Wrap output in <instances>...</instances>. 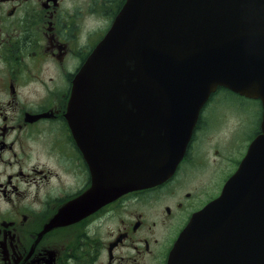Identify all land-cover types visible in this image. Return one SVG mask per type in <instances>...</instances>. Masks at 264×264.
I'll use <instances>...</instances> for the list:
<instances>
[{
  "label": "flooded vegetation",
  "instance_id": "1",
  "mask_svg": "<svg viewBox=\"0 0 264 264\" xmlns=\"http://www.w3.org/2000/svg\"><path fill=\"white\" fill-rule=\"evenodd\" d=\"M124 1L0 0V264H167L261 133V117L216 115L223 100H211L166 182L111 202L95 197L65 113L76 73ZM232 147L236 157L222 166ZM212 161L207 180L198 171ZM59 217L70 221L53 225Z\"/></svg>",
  "mask_w": 264,
  "mask_h": 264
},
{
  "label": "water",
  "instance_id": "2",
  "mask_svg": "<svg viewBox=\"0 0 264 264\" xmlns=\"http://www.w3.org/2000/svg\"><path fill=\"white\" fill-rule=\"evenodd\" d=\"M218 86L260 99L264 118V0H127L77 76L67 113L73 127L77 115L121 118L105 144L89 139L110 196L171 176ZM224 196L222 214L212 204L173 249L180 253L185 239L201 243L197 223L216 215L201 235L212 234L211 252L190 243L180 264H264V133Z\"/></svg>",
  "mask_w": 264,
  "mask_h": 264
},
{
  "label": "rangeland",
  "instance_id": "3",
  "mask_svg": "<svg viewBox=\"0 0 264 264\" xmlns=\"http://www.w3.org/2000/svg\"><path fill=\"white\" fill-rule=\"evenodd\" d=\"M217 99H221V96L218 97ZM222 103L220 104L221 107L216 111V115H221V116H226V117H231V120H235V117H242V118H248L250 115L251 117L247 120L248 122H253L259 115L257 109H259V106L252 101L245 100L244 103L245 105L240 104L237 100H240L238 97L231 95L230 97H226L222 99ZM242 101V100H241ZM242 107V110H239L238 107ZM217 119L215 120V124L217 123ZM204 136H199L196 140L198 143L197 148H202L204 147L202 144ZM230 136L226 134L224 136L225 143L229 141ZM41 153V152H39ZM223 154L225 155V159L219 161L222 166L225 165L224 161H228L229 158L233 159L236 157V154L234 152V147L231 149H225L223 151ZM43 162L46 165H52V162L50 159H48L47 155L45 154L43 157ZM216 161H212L210 163H206L203 167L199 169L198 172L202 173L203 177L207 180L212 179V168L213 165L212 163ZM217 163V162H216Z\"/></svg>",
  "mask_w": 264,
  "mask_h": 264
}]
</instances>
